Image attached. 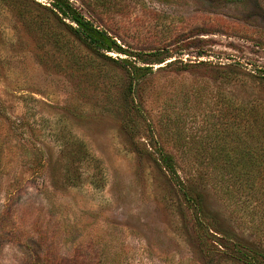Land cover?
Wrapping results in <instances>:
<instances>
[{"label": "rangeland", "instance_id": "374dc122", "mask_svg": "<svg viewBox=\"0 0 264 264\" xmlns=\"http://www.w3.org/2000/svg\"><path fill=\"white\" fill-rule=\"evenodd\" d=\"M68 1L126 53L0 0V264L261 260L264 152L247 195L211 152L264 127V0Z\"/></svg>", "mask_w": 264, "mask_h": 264}, {"label": "trees", "instance_id": "16d2710c", "mask_svg": "<svg viewBox=\"0 0 264 264\" xmlns=\"http://www.w3.org/2000/svg\"><path fill=\"white\" fill-rule=\"evenodd\" d=\"M51 4L52 7L57 10L58 14H60L63 18L68 19L71 23L75 24L73 27L74 31L91 47L103 51L126 53V50L122 48L116 39L113 38V36H111L107 31L94 25L90 20L86 19L83 14L79 12L77 8H75L68 0H51ZM4 115L5 114L0 111V118L3 120L9 119ZM257 130L258 134L255 136L256 140L254 143H250L244 139H239V143L231 148L232 153L227 151L225 147L221 146L220 148H214L211 152L213 157L223 160L217 166L219 170L230 173L231 177L228 179L232 183H235L236 180H239L237 182L243 186L242 189L244 190L242 191H244L246 195L254 194L258 190L259 192L264 193V190H262L264 189L263 182L258 184L257 190L255 189L254 183L249 179V177H247L253 169L256 171V173L262 172L260 164L253 163V160L255 161L256 158L251 156L250 153L252 148H255L259 154L264 152V127L260 125ZM1 145L2 143L0 142V146ZM235 154L238 155V161L235 160ZM159 156L163 167L172 176L179 178L173 155L168 152H164L163 150H159ZM256 161L259 162L258 160ZM254 198L258 200L257 197L254 196ZM250 227L252 234L264 236V226ZM238 252L240 253L242 259L250 264H264V255L260 256L263 260H257L256 253L250 249L242 248L239 249Z\"/></svg>", "mask_w": 264, "mask_h": 264}]
</instances>
